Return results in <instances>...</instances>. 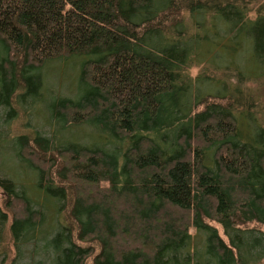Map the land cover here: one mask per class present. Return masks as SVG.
<instances>
[{"label":"trees","instance_id":"obj_1","mask_svg":"<svg viewBox=\"0 0 264 264\" xmlns=\"http://www.w3.org/2000/svg\"><path fill=\"white\" fill-rule=\"evenodd\" d=\"M210 27L251 53L201 96L188 49ZM0 47V157L39 175L35 193L0 161V264L264 263V0H0ZM81 55L86 95L54 111L103 146L14 134L37 71Z\"/></svg>","mask_w":264,"mask_h":264},{"label":"rangeland","instance_id":"obj_2","mask_svg":"<svg viewBox=\"0 0 264 264\" xmlns=\"http://www.w3.org/2000/svg\"><path fill=\"white\" fill-rule=\"evenodd\" d=\"M216 29L224 30L223 26L221 29ZM226 29L228 28L226 27ZM224 31L227 32V30ZM211 37H217L215 39L218 41L217 33L213 27L206 28L202 34L198 35L200 46L195 48L199 50L196 51L194 48L188 49L191 55L188 58V76L184 74L185 78H191L194 81L208 80L213 83L212 86H196L194 92L201 96L220 91L223 88L222 82L225 81L227 83L229 81L227 72L228 63L234 61L241 67L243 65L248 66L251 53L249 50H246L241 54L232 55L229 53V50H232V48L228 50V48L221 47L223 41L217 42L211 39ZM174 40L177 41V38ZM242 40L241 38V42ZM185 41L188 44L187 39ZM227 43L229 44L228 41ZM219 49L225 56L222 53L217 54ZM3 55L4 52L0 47V58ZM218 55L222 58L225 57V60L221 61ZM90 59L92 58L87 55L56 59L47 62L43 68L39 69L37 75L41 78L40 89L37 90V93H33V97H30L31 99L29 98L28 108L15 104L12 109H8L7 111L10 112V115L17 116V118H14L12 126L14 134L24 133L35 136L39 130L41 132L44 131L47 135H51L50 128L47 127V124L50 123L53 125V131L60 144L80 145L89 148L103 146L105 135L102 130L88 123L80 126H66L65 123L57 120L58 118L54 111V107L63 100L78 101L86 95L88 89L81 79V74L83 64ZM229 83L234 84V81H230ZM15 101L19 103V101ZM12 139H14L12 135L7 139L3 138L0 141V145L5 146V141L10 143ZM0 161L3 164V170L9 174L10 179L16 183L24 184V186L35 192V186L39 185V175L28 176L21 169V165L17 163L14 153L10 154V152H7L6 154H1ZM25 255V259L21 264H30L32 259L29 252H26ZM14 256L15 250L12 251L8 264H11ZM41 259V256L36 257L37 261Z\"/></svg>","mask_w":264,"mask_h":264}]
</instances>
